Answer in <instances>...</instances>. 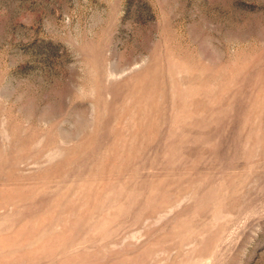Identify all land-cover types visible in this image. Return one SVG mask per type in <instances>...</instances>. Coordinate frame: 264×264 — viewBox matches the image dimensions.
I'll use <instances>...</instances> for the list:
<instances>
[{"label":"rangeland","instance_id":"1","mask_svg":"<svg viewBox=\"0 0 264 264\" xmlns=\"http://www.w3.org/2000/svg\"><path fill=\"white\" fill-rule=\"evenodd\" d=\"M0 264H264V0H0Z\"/></svg>","mask_w":264,"mask_h":264}]
</instances>
